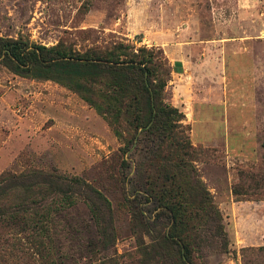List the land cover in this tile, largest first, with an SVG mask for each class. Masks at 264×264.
Here are the masks:
<instances>
[{
  "label": "rangeland",
  "instance_id": "rangeland-1",
  "mask_svg": "<svg viewBox=\"0 0 264 264\" xmlns=\"http://www.w3.org/2000/svg\"><path fill=\"white\" fill-rule=\"evenodd\" d=\"M20 35L46 46L63 41L83 49L123 41L161 49L172 66L167 101L185 113L190 140L201 153L197 173L226 233L220 236L214 225L203 229L197 262L254 258L250 252L243 258L241 248L264 246V198L251 195L264 187L249 185L253 175L264 177V0H0V36ZM119 145L78 94L52 80L21 77L0 63V174L38 169L83 178L110 201L115 232L102 243L78 199L52 214L43 255L26 234L10 231L0 237V260L138 264L141 258L142 264H164L152 257V238L123 204L136 185L122 179ZM129 159L137 166L143 155ZM241 174L245 194L235 196L231 188ZM146 204L140 205L143 216L153 221L159 209L145 210ZM149 226L155 237L168 231L165 223Z\"/></svg>",
  "mask_w": 264,
  "mask_h": 264
},
{
  "label": "trees",
  "instance_id": "trees-1",
  "mask_svg": "<svg viewBox=\"0 0 264 264\" xmlns=\"http://www.w3.org/2000/svg\"><path fill=\"white\" fill-rule=\"evenodd\" d=\"M0 63L21 77L67 87L106 121L120 143L122 179L136 185L133 196L124 194L123 204L152 238L153 258H162L164 264H199L200 232L214 225L217 234L226 237L220 211L194 164L201 153L190 140L185 113L167 101L172 66L161 49L123 41L78 49L63 41L46 46L21 35L0 36ZM139 151L143 161L136 166L129 157ZM242 175L231 188L235 196L245 194ZM249 185L264 187V177L253 175ZM251 195L263 199L264 191ZM78 199L86 203L99 238L106 243L115 235L112 208L99 189L79 176L63 177L38 169L20 174L5 171L0 174V237L10 231L26 234L36 253L43 255L46 239H51L52 214ZM143 202L145 210L159 209L153 221L143 216ZM160 223L168 231L152 236L149 225L155 228ZM241 251L243 258L246 252L254 255L242 264H264L263 245ZM5 263L2 257L0 264Z\"/></svg>",
  "mask_w": 264,
  "mask_h": 264
}]
</instances>
